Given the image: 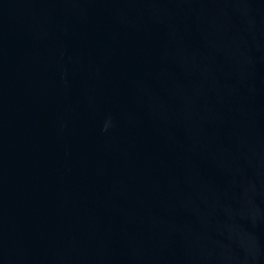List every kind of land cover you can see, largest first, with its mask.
I'll return each instance as SVG.
<instances>
[{
	"label": "water",
	"instance_id": "water-1",
	"mask_svg": "<svg viewBox=\"0 0 264 264\" xmlns=\"http://www.w3.org/2000/svg\"><path fill=\"white\" fill-rule=\"evenodd\" d=\"M0 264H264V0H0Z\"/></svg>",
	"mask_w": 264,
	"mask_h": 264
}]
</instances>
